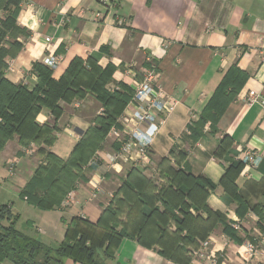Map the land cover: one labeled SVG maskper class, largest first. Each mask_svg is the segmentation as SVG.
Listing matches in <instances>:
<instances>
[{
	"label": "crops",
	"instance_id": "obj_1",
	"mask_svg": "<svg viewBox=\"0 0 264 264\" xmlns=\"http://www.w3.org/2000/svg\"><path fill=\"white\" fill-rule=\"evenodd\" d=\"M119 18L126 21L124 25L118 24ZM17 25L21 31L10 41L18 47H12L6 58V77L13 83L23 82L34 88L37 78L33 64L43 63L47 55L60 58L58 67L53 69L55 79L64 75L75 58L93 57L102 68L115 67L111 88L124 83L134 91L143 80L144 71L156 66L157 87L176 101L142 163L109 166L108 155L115 146L108 139L96 154L101 159L98 168L89 167V182H81L70 193L68 206H64V201L51 210L36 208L20 197L42 158L24 153L17 137L10 139L0 152V204L10 205L11 211L19 215L18 230L46 245H59L72 218L98 222L109 204L104 188L110 189V184L119 187L116 182L129 164L155 166L177 147L187 154L194 176L215 184L206 199L209 208L223 214L230 225H238L239 229L234 230L245 241L236 243L221 225L202 214L204 225H215L206 240L209 244L203 257L198 252L201 242L189 250H194L189 258L179 251L177 259L171 260L161 254L158 243L147 248L137 239L125 238L107 264H185L188 260L189 264H264V249L250 253L246 245L254 243L260 219L252 210L244 217L237 214V204L231 202L220 185L226 164L215 156L224 136L233 139V159L240 160L242 152L249 149L260 153L262 159L256 168L243 164L236 184L251 207L264 205V106L247 101L249 92L264 98V0H23ZM47 38L51 41L47 42ZM235 64L248 74L246 83L221 116L217 133L211 134L207 123L204 138L193 142L189 126L200 118L225 73ZM63 108L58 121L60 130L49 150L68 159L102 107L89 96L63 104ZM133 111L129 103L121 116H131ZM51 120L47 110L37 117L41 124ZM122 127L123 139H127L126 128ZM93 177L101 178L102 190L101 182L100 190H93ZM169 230L174 232L175 227L170 226ZM0 264L13 263L6 260ZM65 264L75 263L68 260Z\"/></svg>",
	"mask_w": 264,
	"mask_h": 264
},
{
	"label": "trees",
	"instance_id": "obj_2",
	"mask_svg": "<svg viewBox=\"0 0 264 264\" xmlns=\"http://www.w3.org/2000/svg\"><path fill=\"white\" fill-rule=\"evenodd\" d=\"M23 0H0V151L17 136L23 147L31 143L40 146L43 162L33 177L21 190L20 197L30 205L51 210L60 207L65 198L85 181V167L102 150L113 127H119L118 118L133 98L134 91L124 83L111 88L115 67L102 68L96 58H75L60 79L53 77V69L35 62L32 71L37 78L34 88L25 83H13L6 77V58L21 29L17 19ZM9 45V47H7ZM248 74L237 64L225 73L200 118L189 126L193 142L204 138V128L210 123L211 134L217 133V124L233 103L248 79ZM93 97L102 111L74 147L68 159H61L49 150L60 130L58 121L64 114L63 103ZM47 110L51 121L41 124L38 115ZM233 139L224 136L219 142L216 158L225 162V175L221 186L231 202L237 204L236 212L244 217L252 210L264 227V205H251L244 199L236 184V177L243 167L239 159H233ZM116 145V149H117ZM157 176H148L137 166L125 172L123 184L116 192L119 205H130L129 212L122 213L111 204L106 207L96 223L86 218L74 217L68 221L65 238L57 246H49L35 237L17 229L19 215L8 204H0V261L13 264H107L125 238L137 239L147 248L159 244L161 254L177 259V253L188 252L186 247H197L207 240L214 224H203L202 214L213 223L221 225L225 234L238 244L240 237L226 217L213 212L206 199L216 186L205 177L193 175L187 162V154L173 147L169 156L156 166ZM114 206V205H113ZM195 212V215L192 214ZM135 219L139 222H133ZM123 215H126L122 218ZM174 226V232L169 230ZM251 241V237L249 238ZM189 264L190 260L185 261Z\"/></svg>",
	"mask_w": 264,
	"mask_h": 264
},
{
	"label": "built area",
	"instance_id": "obj_3",
	"mask_svg": "<svg viewBox=\"0 0 264 264\" xmlns=\"http://www.w3.org/2000/svg\"><path fill=\"white\" fill-rule=\"evenodd\" d=\"M97 17H101L97 14ZM123 19H118L119 25H124ZM47 42L51 39L47 38ZM60 58L52 55L44 57L43 63L51 69H56L59 65ZM159 73L156 66L146 69L143 73V80L136 86L130 106L134 111L131 116H124L120 119L124 126L127 139L122 138L120 130L113 128L111 131L112 137L119 144V148L108 155L107 162L109 166H114L120 163L134 162L142 163L151 147V143L160 126L164 123L165 117L170 114L176 106V101L167 98L160 87H157ZM248 103L250 105L260 104L264 106V98L255 92H249ZM262 156L254 150H245L242 152L240 160L246 166L256 168L261 161ZM101 159L96 157L89 163V167L98 168ZM101 178L93 177L90 185L95 191H99ZM70 197V194H69ZM70 201V200H68ZM68 203V202H67ZM66 203V204H67ZM233 227L238 230L239 226L233 223ZM208 241L201 244L198 252L203 257L208 249ZM247 249L250 253H255L258 250L264 249V227H257L255 240L248 242Z\"/></svg>",
	"mask_w": 264,
	"mask_h": 264
},
{
	"label": "rangeland",
	"instance_id": "obj_4",
	"mask_svg": "<svg viewBox=\"0 0 264 264\" xmlns=\"http://www.w3.org/2000/svg\"><path fill=\"white\" fill-rule=\"evenodd\" d=\"M126 22V21H125ZM84 100V99H83ZM76 101H81V100H76ZM75 102V101H74ZM99 103V102H98ZM63 104H67V103H63ZM62 104V105H63ZM72 104V103H71ZM123 116V115H122ZM122 116H120L119 118H118V120H117V123L119 124V127H120V129L118 128V127H113V128H116V129H118V130H120L121 132L123 131V127L120 125V122H119V120L122 118ZM112 128V129H113ZM112 129L110 130V132H109V134H108V137H107V140L108 139H110L109 141H110V143L112 144V146H115V149H114V151H116L118 148H119V144L120 143H117L116 141H115V139L112 137V136H110V134H111V131H112ZM122 135V134H121ZM15 137H17V136H15ZM18 138V137H17ZM122 138H123V136H122ZM106 140V141H107ZM112 141V142H111ZM9 142V141H8ZM7 142V143H8ZM7 143H6V145H7ZM20 144V143H19ZM6 145H5V147H6ZM21 145V144H20ZM116 145H117V149H116ZM21 147H23L22 145H21ZM114 148V147H113ZM39 150H40V146L39 145H37V144H34V143H31L30 144V146H27V147H23V152L25 153L26 151H27V153H29V154H33V155H35V154H38L42 159V161H40V163H39V165L40 164H42V162H43V156L39 153ZM2 151V150H1ZM0 151V152H1ZM31 154V155H32ZM97 156H94L90 161H89V163L93 160V159H95ZM89 163L87 164V166L85 167V173H84V175H85V181H82V183H86V182H89V180H90V178L92 177L91 176V171L89 170ZM127 163H130V162H127ZM126 164V163H125ZM130 166H128V168L129 167H131V166H137V165H132V164H129ZM156 166L157 165H155V166H151V165H147V167L146 168H141V167H138V168H140V169H142L143 171H145V173L148 175V176H153V175H156L157 176V170H156ZM89 170V171H88ZM88 171V172H87ZM113 172V171H112ZM147 172H149V173H147ZM87 173H89L88 175L90 176V178L88 177V175H87ZM115 173V172H114ZM124 177H125V173H124V176L123 177H121L120 178V180L118 181V182H116V185L119 183V187H117L116 188V186L115 185H113V184H110V186H112V187H110V189L109 188H104V184L101 182V190H102V185H103V188H104V190H105V192H107V194H105L106 195V200H109L108 202H109V204H108V206L111 204V206L112 207H115V208H118V210L121 212V215H122V213H126V212H129V207H131L130 205H126V204H123V205H119V202H118V200L116 199V192L119 190V188L122 186V184H123V179H124ZM78 184H81V182H79ZM78 184L76 185V188L78 187ZM76 190V189H75ZM99 190H100V188H99ZM73 192V191H72ZM71 192V193H72ZM101 192V191H100ZM103 192V191H102ZM68 200H70V197H69V195L65 198V203H64V206H68L69 204L67 203L68 202ZM63 201V202H64ZM67 203V204H66ZM114 205V206H113ZM108 206H106V207H108ZM105 207V208H106ZM124 216H126V215H123L122 216V218L124 217ZM133 222L135 223V224H137L138 222H139V219L138 218H136L135 219V212H134V216H133ZM21 225V222H20V224H19V226ZM232 227H233V225H232ZM234 228V227H233ZM205 242V241H204ZM203 243V242H202ZM201 243V244H202ZM209 243V242H208ZM201 244H200V247H201ZM160 248V247H159ZM190 249H195V247H193V246H189V247H186V250L188 251V252H186V255H187V257L189 258V255L194 251H192L191 253L189 252V250Z\"/></svg>",
	"mask_w": 264,
	"mask_h": 264
}]
</instances>
